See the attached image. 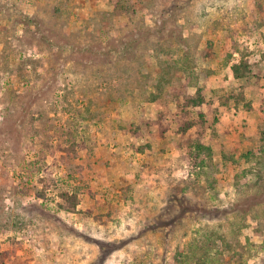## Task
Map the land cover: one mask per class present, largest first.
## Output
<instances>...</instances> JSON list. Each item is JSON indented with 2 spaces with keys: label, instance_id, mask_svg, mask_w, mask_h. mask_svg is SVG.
<instances>
[{
  "label": "rangeland",
  "instance_id": "obj_1",
  "mask_svg": "<svg viewBox=\"0 0 264 264\" xmlns=\"http://www.w3.org/2000/svg\"><path fill=\"white\" fill-rule=\"evenodd\" d=\"M0 264H264V0H0Z\"/></svg>",
  "mask_w": 264,
  "mask_h": 264
},
{
  "label": "trees",
  "instance_id": "obj_2",
  "mask_svg": "<svg viewBox=\"0 0 264 264\" xmlns=\"http://www.w3.org/2000/svg\"><path fill=\"white\" fill-rule=\"evenodd\" d=\"M241 69H242L241 65L240 66H238V65L233 66V71H234V74L237 78L242 77V76H240L241 75ZM245 69H247V68H245ZM247 71H248V69H247ZM188 104H189L188 106H190L191 108L192 107H202L203 105H205L206 104V98L204 97L203 92L202 93L200 92L198 94L197 99H193V98L190 99V102H188ZM188 106H186V107H188ZM186 107L180 108V111H182V112H180L177 115V117H178L177 123H178V126L182 130H184L186 127L188 129H191V127L194 126V123H192L191 122L192 120H190L191 112H189L188 108L186 109Z\"/></svg>",
  "mask_w": 264,
  "mask_h": 264
}]
</instances>
